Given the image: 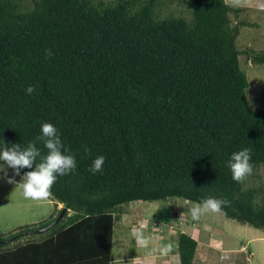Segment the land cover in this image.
Segmentation results:
<instances>
[{
	"label": "trees",
	"instance_id": "trees-1",
	"mask_svg": "<svg viewBox=\"0 0 264 264\" xmlns=\"http://www.w3.org/2000/svg\"><path fill=\"white\" fill-rule=\"evenodd\" d=\"M172 1L0 0V136L46 155L38 137L51 122L77 162L50 192L63 219L44 233L54 213L0 235V264H111L114 226L135 200L216 197L229 201L227 217L264 229L262 185L233 180L227 167L243 148L251 175L264 165V108L249 105L240 64L244 52L264 64V51L238 46L249 22L232 15L243 7L189 0L190 17L160 16ZM27 234L41 237L19 243ZM197 248L181 232L180 264H194Z\"/></svg>",
	"mask_w": 264,
	"mask_h": 264
},
{
	"label": "rangeland",
	"instance_id": "rangeland-1",
	"mask_svg": "<svg viewBox=\"0 0 264 264\" xmlns=\"http://www.w3.org/2000/svg\"><path fill=\"white\" fill-rule=\"evenodd\" d=\"M113 2L116 0H104ZM189 0H174L167 3L160 10V16L169 13L190 17ZM237 7H243L239 13V18L232 15V22L245 20L249 25L241 28L238 36V46L243 51L252 50L254 52L264 51V9L256 6L258 0H226ZM240 64L249 79L247 97L249 105L253 109L264 108V64L253 63L249 55L244 52L240 56ZM259 177L250 175L245 181V186H260L264 190V165L259 169ZM9 176H14L11 169ZM23 177L21 173L15 176L16 182ZM195 203L185 198L169 197L168 199L145 201L135 200L127 205L126 213L122 214L121 221H117L114 226L112 264H120L121 259L138 252L135 239L131 235L124 237L123 232H128L129 226L144 222V230L151 232L154 239L146 248V254H150V249L159 243H171L173 250L169 254L178 251L177 243L180 232L190 233L195 231L196 239L199 241L194 264H224L234 260L233 264H264V229L256 228L249 224H242L236 219L227 217L222 210L219 213H207L201 216L198 221H193L188 209ZM63 204L57 202L51 194L44 200H33L23 196L22 188L15 183H8L7 178L0 174V235L9 236L15 233L20 226L30 225L39 227L51 219L50 215L60 214L59 209ZM168 210L169 216L166 220L163 210ZM137 225V226H139ZM136 226V227H137ZM183 230V231H182ZM153 231V232H152ZM150 233V234H151ZM191 235V234H190ZM41 236L27 234L18 242L22 243L28 238ZM221 244L215 247L213 238ZM254 238L249 241L250 238ZM125 238V239H124ZM32 239V238H31ZM123 239V240H122ZM126 240L127 245H125ZM123 241L124 243H122ZM15 242V243H18ZM243 242V243H242ZM241 243L245 250H241ZM233 249L235 252L229 254L230 259H222L224 253L222 249ZM222 253H221V252ZM156 254L158 262L163 263L167 257ZM170 256V255H169ZM172 258V257H171ZM129 263V260H124ZM166 264V263H165Z\"/></svg>",
	"mask_w": 264,
	"mask_h": 264
},
{
	"label": "clouds",
	"instance_id": "clouds-1",
	"mask_svg": "<svg viewBox=\"0 0 264 264\" xmlns=\"http://www.w3.org/2000/svg\"><path fill=\"white\" fill-rule=\"evenodd\" d=\"M46 55L51 56L50 49H46ZM35 91L34 86L29 85L26 88L27 94L31 95ZM38 139L43 140L44 147L48 150L46 155L41 154V150L35 142H29L27 146L21 147L19 143H6L0 136V174L7 178L8 183H15L22 188L23 196L33 200H44L49 197L51 188L57 179L74 172L77 167L75 155L65 148L61 141L58 128L51 122L45 121L40 125V136ZM87 151V149H86ZM40 158V163L33 164ZM106 157L99 155L92 161L90 171L95 174L103 171V165ZM227 167L231 171L232 179L240 182L246 176L251 175L254 171L251 150L243 148L231 154L227 161ZM32 169L23 174L22 179L16 182L15 176L21 174V169ZM11 169L14 176L8 175ZM229 201L218 199L216 197H207L199 203L193 204L188 211L193 221H198L202 215L207 213H219L223 206ZM131 237L135 239V244L147 247L153 237L146 235L144 222L131 229ZM173 250V245L169 243H159L152 247L151 253H158L161 256H167Z\"/></svg>",
	"mask_w": 264,
	"mask_h": 264
},
{
	"label": "crops",
	"instance_id": "crops-1",
	"mask_svg": "<svg viewBox=\"0 0 264 264\" xmlns=\"http://www.w3.org/2000/svg\"><path fill=\"white\" fill-rule=\"evenodd\" d=\"M256 6H258V7H260V9H264V0H258L257 1V3H256ZM61 204V203H60ZM63 206H61V207H56L57 209H60V208H62ZM120 221H121V219H120ZM137 225H139V224H134L133 226H129V227H127L128 228V232H123L125 235H124V237H126V235H131V229L133 228V227H136ZM183 231V230H182ZM153 232V231H152ZM146 233V235H153L151 232H149V231H146L145 232ZM151 233V234H150ZM181 233V232H180ZM189 234H191L194 238H196V234H195V231H193V232H190ZM255 238V237H254ZM253 237L252 238H250L249 239V241H251L252 239H254ZM125 239V238H124ZM123 240V239H122ZM198 241V240H197ZM122 243H124L123 241H121ZM127 240H126V242H125V245H127ZM199 242V241H198ZM212 242L213 243H215L216 242V238L214 237L213 238V240H212ZM243 243V242H242ZM241 243V246H240V248H241V250H245V246L243 245ZM199 244V243H198ZM150 245V244H149ZM149 245L147 246V247H142V246H139V245H137L136 244V246H137V249H138V252L135 254V255H129V256H127L126 258H124V259H121L120 261H124V260H129L130 262V264H180V259H179V253H178V251L176 252V253H172V254H168L167 256H165V257H167V260L165 261V259L163 260V263H161V262H158V260L156 259V254H146V248H148L149 247ZM177 245V247H178V243L176 244ZM215 247H220L221 246V244H218L217 242H216V244H213ZM153 247V246H152ZM222 251H224V253H228V255L226 256V255H224L223 257H222V259H224V260H226V259H230V258H228L229 257V254L231 255L232 254V252H235V251H237V250H233V249H222ZM221 252V251H220ZM222 253V252H221ZM170 255V256H169ZM172 257V258H171ZM113 260V259H112ZM235 260V259H234ZM234 260H230L229 262H227V263H224V264H233V262H235ZM112 264V263H111Z\"/></svg>",
	"mask_w": 264,
	"mask_h": 264
},
{
	"label": "water",
	"instance_id": "water-1",
	"mask_svg": "<svg viewBox=\"0 0 264 264\" xmlns=\"http://www.w3.org/2000/svg\"><path fill=\"white\" fill-rule=\"evenodd\" d=\"M66 211H67V208L63 207V209L61 210L60 214L56 217V219L53 222H51L50 224H48L47 226L36 230L37 233H44V232L48 231L50 228H52L53 226L57 225L63 219Z\"/></svg>",
	"mask_w": 264,
	"mask_h": 264
}]
</instances>
